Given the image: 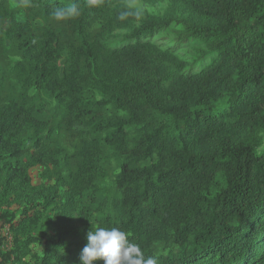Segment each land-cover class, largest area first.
I'll return each mask as SVG.
<instances>
[{"label": "trees", "instance_id": "16d2710c", "mask_svg": "<svg viewBox=\"0 0 264 264\" xmlns=\"http://www.w3.org/2000/svg\"><path fill=\"white\" fill-rule=\"evenodd\" d=\"M14 1L0 3V263L80 264L87 233L116 227L157 264H264V0H146L169 7L123 21L132 0H75L62 22L71 0ZM191 43L217 55L196 74ZM36 165L54 185H32Z\"/></svg>", "mask_w": 264, "mask_h": 264}, {"label": "rangeland", "instance_id": "374dc122", "mask_svg": "<svg viewBox=\"0 0 264 264\" xmlns=\"http://www.w3.org/2000/svg\"><path fill=\"white\" fill-rule=\"evenodd\" d=\"M4 5H7L9 8H13L16 6V2L14 0H0V3ZM132 5L131 8L133 9H140L142 12H145L151 16H159L165 11H167L169 7V3L167 1H160V2H148L146 0H132L129 3H127V6ZM173 35L171 31H167L164 33H161L158 37L155 38L154 43L158 44L160 43L161 39L165 38H171ZM5 51L8 50V42H5ZM180 55L183 56L184 58L188 59L191 61L190 63L195 62L194 67L192 69L193 73L196 74L199 71L203 70L209 65H212L214 61L217 60V55L211 54L209 56H205V46L201 43H191L185 46L183 49L180 50ZM8 59H12L11 54H7ZM32 95L34 98L38 97V94L34 91H31ZM45 103V101H44ZM45 117V116H41ZM105 170L107 172V177L101 184V191L99 195L97 196L98 199H102L105 197V195H108L110 193H113V182H114V177L118 172V166L117 163L112 160V159H107V161L104 164ZM29 176L31 179V183L33 186H44V187H50L54 185L53 180L46 179L43 176V167L41 166H33L29 168ZM11 199V207L9 208L10 211H15L18 208L17 202L13 201V197ZM37 203H41L40 201ZM85 206L88 205L87 202L83 203ZM36 207L38 208L39 206ZM98 207L96 205L90 206V211H91V216L89 220L94 216V214L97 212ZM1 212V210H0ZM13 222V221H12ZM11 222L6 223V222H0V260L3 255L9 254V252L13 249L12 247V240H13V235L11 232ZM51 234V233H50ZM42 248V243H37L31 246V255L25 258V262L29 263L30 262V257L34 254H37L40 252ZM7 262L0 263V264H6Z\"/></svg>", "mask_w": 264, "mask_h": 264}, {"label": "clouds", "instance_id": "9594fccd", "mask_svg": "<svg viewBox=\"0 0 264 264\" xmlns=\"http://www.w3.org/2000/svg\"><path fill=\"white\" fill-rule=\"evenodd\" d=\"M25 6L28 0H21ZM90 5H94L96 0H89ZM129 8L132 5L128 6ZM80 9L75 0H71L66 7L56 8L52 13L53 18L58 21H66L78 17ZM143 15L140 9L134 11H123L119 14L120 20H125L129 16L139 19ZM87 243L80 253V264H96L102 261L103 264H157V260L152 257H145L140 246L129 240L128 234L116 227H97L91 230L86 236Z\"/></svg>", "mask_w": 264, "mask_h": 264}, {"label": "built area", "instance_id": "2783aa9c", "mask_svg": "<svg viewBox=\"0 0 264 264\" xmlns=\"http://www.w3.org/2000/svg\"><path fill=\"white\" fill-rule=\"evenodd\" d=\"M6 264H14V262H13L12 258H11V260L7 261V263H6Z\"/></svg>", "mask_w": 264, "mask_h": 264}]
</instances>
